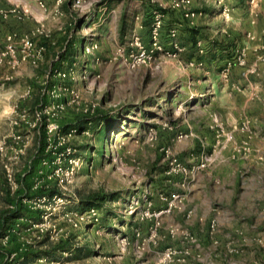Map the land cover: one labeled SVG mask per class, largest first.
<instances>
[{
  "label": "rangeland",
  "instance_id": "374dc122",
  "mask_svg": "<svg viewBox=\"0 0 264 264\" xmlns=\"http://www.w3.org/2000/svg\"><path fill=\"white\" fill-rule=\"evenodd\" d=\"M44 1L49 11L60 8L62 22L59 27L46 24L51 37L45 39L49 46L42 63L22 66L23 75L5 85L19 94L30 90L17 103L19 112L26 110L31 115L41 101L42 88L50 85L47 75L52 64L73 72L64 82L80 92L84 106L68 107L60 123L63 129L82 128L72 145L85 160L66 188L56 179L51 182L63 200L50 197L36 203L42 216L37 221L33 218L35 223L22 234L36 252L26 264H264V239L259 230L264 227V0H193V8L200 12L195 25L181 12L169 10L162 41L170 47L168 34L175 27L184 50L136 66L123 57L132 50L133 34L142 37L150 30L147 0H84L79 8L73 0L59 6L54 0ZM7 4L21 6L15 0H0V6ZM137 14L146 19L138 20ZM111 27L117 34L113 38ZM101 31L111 37L109 48L96 52L101 60L97 61L82 46L84 40L100 37ZM149 32L148 39L142 38L146 44L150 43ZM198 41L204 44L205 53L199 51ZM68 45L71 55L61 60ZM15 98L17 94L12 102ZM2 101L0 141L8 140L5 136L16 117L13 111L7 117ZM92 103L97 104L96 111L86 114L85 105ZM246 118L252 120L257 135L251 151L233 159L235 145L245 138L239 128ZM24 125L19 130L26 143L24 153L8 151V162L16 174L26 170L27 161L39 148L37 133ZM221 129L224 135L218 143ZM220 151L230 163L219 165ZM240 159L245 165L232 164ZM202 161L207 165L200 168ZM234 174L260 181L259 201L249 202L260 206L261 214L255 220L260 225L255 223L249 232L227 223L219 225L215 216L218 209L234 211V198L218 201L215 197L220 177L233 178ZM176 193L183 200L170 212L159 214ZM94 194L106 196L96 213L88 220L72 218L82 209L81 201ZM3 197L0 188V211L5 207ZM204 202L209 207L207 217L195 221L194 205ZM70 234L74 235L70 249L56 248ZM170 247L188 249L190 254L167 257Z\"/></svg>",
  "mask_w": 264,
  "mask_h": 264
},
{
  "label": "built area",
  "instance_id": "2783aa9c",
  "mask_svg": "<svg viewBox=\"0 0 264 264\" xmlns=\"http://www.w3.org/2000/svg\"><path fill=\"white\" fill-rule=\"evenodd\" d=\"M57 6L61 5L64 0H54ZM151 5L149 14L151 17V30H150V43L146 44L142 40V37L139 34H133L130 45H132V50L129 54L123 57V61L128 63L131 66H136L140 64H149L155 61L159 57H174L181 53L185 47L179 42V31L177 28L173 27L169 30V39L170 47H166L162 41V29L164 27V22L166 15L169 10H176L182 13V16L187 20L191 25H195V18L200 15L196 9L193 8V0H147ZM38 5L43 10H48V5L44 0H37ZM255 2V0H252ZM84 4V0H73L74 7H81ZM56 16L63 15V12L60 11L59 7H56L54 10ZM14 17L19 21H25L31 17V12L29 9L20 6L18 4H11L9 7L5 8L0 6V29L3 19H8ZM138 20L142 21L145 18V15L137 14L136 17ZM141 27L143 23L141 22ZM51 37V30L46 25L43 20L36 21L34 28L29 33H19L17 31L10 32L5 37H0V66L5 67L8 72L4 77V81L0 84V94L1 90L6 86L7 81H11L15 78V73L18 72L22 66L30 65L32 67H38L40 63L44 60L46 53V45L37 43L38 38L48 39ZM199 51L205 53L206 48L201 41L197 43ZM83 52L85 54H92L95 56L97 61H101L99 56H96V52L100 49L101 44L98 40L92 39L88 42H84ZM194 64V62H191ZM199 64H203L200 62ZM73 72H68L66 69L62 70H50L47 75L50 78H56L55 82L51 87L49 85L42 88L43 95L46 94L50 96L49 102L40 101L38 107H36L31 115L26 110H21L19 112L18 104L14 105L11 108V111L16 113L14 118L11 133L7 138H4L0 141V156L2 161V168L5 172L7 182L14 192L18 187L19 183L16 179V172L13 167L9 164V155L8 151L13 150L15 154L19 155L24 153L26 143L24 141V136L20 133V128L23 127L22 124L27 129L35 131L38 135L37 144L39 145V134L41 127H44L47 147L46 151L52 152L55 158L50 161L48 158H43L41 160V168L38 170L35 177V186L37 187L39 183L44 179L48 180H57L58 184L61 187L66 188L69 185L77 172L78 167L84 158L80 155H77V148L72 145V141L79 135L81 132L77 127L71 126L69 128L63 129V125L60 123V118L62 114L67 110L68 107H81L84 106L81 103V94L71 86L67 85L64 81L67 78L72 76ZM49 78V80H50ZM47 80L45 81V84ZM44 84V85H45ZM30 93V90L27 91V94ZM26 95V94H25ZM23 95V97L25 96ZM97 109V104L92 103L85 105L83 111L86 114H93ZM11 111H6L7 114ZM239 130L244 133L245 138L241 141L240 144H236L234 151L232 152L231 157L233 159L238 158L239 156H244L251 151V141L257 135V131L253 125L252 120L249 118L244 119ZM86 133L88 131H82ZM224 129H221L217 134V142H221V137ZM184 134H180V138ZM13 141V143L11 142ZM11 142V144H10ZM31 160L27 161L29 164ZM173 163L177 166H181V163L178 159L174 158ZM207 163L202 161L199 165L200 168L206 167ZM53 166L49 171L48 168ZM57 176V177H56ZM50 197L46 195L42 196H33L30 199L25 198L24 202H28L33 208H38V201H44ZM53 199L63 200L61 195L53 196ZM183 200V197L180 193L172 195V198L168 204L166 210H161L159 214L163 212H170L174 207L178 205L179 202ZM34 203V204H32ZM96 208H91L86 211H76L72 215V218L75 220H88L91 215L96 213ZM191 213V212H190ZM190 215V214H189ZM71 218V220H72ZM216 226V222L213 220L211 222L212 231ZM172 233L175 230L171 231ZM190 238H193L190 236ZM8 240V235L2 238V242L6 244ZM167 257H171L174 254H190L188 249H178L170 247L165 252Z\"/></svg>",
  "mask_w": 264,
  "mask_h": 264
},
{
  "label": "trees",
  "instance_id": "16d2710c",
  "mask_svg": "<svg viewBox=\"0 0 264 264\" xmlns=\"http://www.w3.org/2000/svg\"><path fill=\"white\" fill-rule=\"evenodd\" d=\"M146 21H151L150 14ZM146 25H148V22ZM149 29L151 30V26ZM148 38L149 36L146 39ZM70 48L71 45H68L66 50L61 53V60L67 59L68 55H71L72 50ZM51 70L54 71L62 69H60L59 64L53 63ZM54 82L55 79L53 77L50 78L49 87H51ZM41 100L43 102H49V94H44ZM102 124L103 122L99 125L102 126ZM66 128H69V126H65L64 129ZM79 130L81 131L82 128L79 127ZM39 138V148L31 157V162L27 164L26 170L24 172L19 173L16 176L19 187L14 192L11 190L7 182L2 166L0 168V188L3 191L5 203V207L0 211V264H26L29 262L30 256L36 255L33 244L25 240L22 234L24 230L32 226V223H35L32 222L33 218L36 219V221L41 218V210L39 208H33L28 202H24V199H30L31 197L37 195H48L49 197L61 195L59 190H57L54 186L51 187V182H53V180H43L42 178V181L39 183V185L34 187L36 182L35 177L38 170L40 169L41 160L46 157L52 161L55 158L52 152L46 151L47 140L44 127H41ZM38 165L39 168L36 169ZM50 170L51 169H49V171ZM105 199V195L94 194L91 198L81 201V211L96 208V206L99 207L100 203L104 202ZM6 235H8L6 244L1 243L2 238ZM73 238V234H70L65 238H61L56 244V248L63 252L68 251Z\"/></svg>",
  "mask_w": 264,
  "mask_h": 264
},
{
  "label": "crops",
  "instance_id": "0c3cea01",
  "mask_svg": "<svg viewBox=\"0 0 264 264\" xmlns=\"http://www.w3.org/2000/svg\"><path fill=\"white\" fill-rule=\"evenodd\" d=\"M12 1V0H11ZM16 3H21V6L27 8L30 10L31 12V17L25 21H19L14 17H10L8 19H3L2 20V25H1V29H0V37H5L7 34H9L10 32H14L17 31L19 33H29L31 32V30L34 28L36 21L38 20H44L46 22V24L50 27H59L58 24L59 22H62V17L56 16L54 13V10L49 11V10H43L39 7L37 0H15ZM10 4L5 5V8L9 7ZM113 12L117 13L120 12V10H112ZM172 11H176V10H172ZM105 12V11H104ZM179 12V11H177ZM104 14V13H103ZM103 14H101V17H99V19L102 18ZM126 14V12L124 11V9L121 10V16L123 17ZM169 12L167 13L166 17L168 16ZM105 20V19H104ZM114 29L117 30V25L114 24ZM113 27H111L110 32L112 34V38L117 35L116 32L114 31ZM106 31H101V36L97 37V39L101 44V48L105 47L109 48V39L111 37V35H109V38L107 37V35H105ZM108 34V33H107ZM162 34H163V30H162ZM146 35V36H145ZM147 33H143L142 38L144 40H146L147 38ZM37 43H41V44H45L47 46H49V43L46 42V40L44 38H38ZM85 42V40H84ZM48 43V44H46ZM82 45V44H81ZM80 45V46H81ZM24 69V68H23ZM2 75L0 77L1 79H4L5 75L7 74L8 70L4 67V69H1ZM19 75H23V71H19L15 73V76L18 77ZM24 77V76H23ZM2 90H5L4 93L1 91L0 94V98L3 99L2 101V105L3 108H5L4 111L8 110L11 111V108L18 104L17 101L19 100V97H23L24 94L27 93L28 90H25V93H21L18 92V90L15 88L10 89L7 86H5ZM20 90V89H19ZM14 94H17V98H15V100H13L12 102V97L14 96ZM18 99V100H17ZM5 104V105H3ZM4 114V112H3ZM6 115V114H5ZM7 117H10L7 114ZM12 128H10V131L8 134H6L7 136L11 133ZM36 138V137H35ZM35 142L36 139H35ZM218 159H219V165L221 164H225V163H230V160H227L226 155L220 151L219 155H218ZM227 160V161H225ZM235 166H238L240 168V166L243 164L245 165V160L240 159L239 161L232 163ZM237 167V169H238ZM237 177V178H235ZM219 181H220V185H218V188H216V195L215 197L217 198L218 201H223L225 199H227L228 197H230V199L232 200V198H234L235 200V205H234V211H236V213H234V211H226L225 208H223V210L218 209L217 213H215V216L217 218L218 224H225L227 223V225H229V227H233V226H237L238 228L243 229L245 232H249L250 227L253 228L255 225L258 224L260 225V221H255L257 220V215L261 214V211L258 212L260 209V206H251L249 202H253L256 199L259 201V197L261 195L260 193V181L259 182H253L250 179L245 178L242 175H238V174H234L233 178H225L224 175H222ZM235 178V179H234ZM255 196V199L253 197L252 200L251 197ZM206 202V201H205ZM198 203L196 205H194V211H195V215L193 217V219L196 221V219H200L201 221H203V218L207 217V211L208 208L206 203ZM257 204H260L259 202ZM258 212V213H257ZM257 213V214H256ZM235 220V222L233 223V221ZM203 226L204 222H200ZM241 223V224H240ZM253 223V224H252ZM196 224V222H195ZM261 227V226H260ZM259 229V227L257 228ZM261 232L260 234H262L263 239H264V227L263 229L260 228L259 229ZM253 234H258L257 232L253 231Z\"/></svg>",
  "mask_w": 264,
  "mask_h": 264
}]
</instances>
